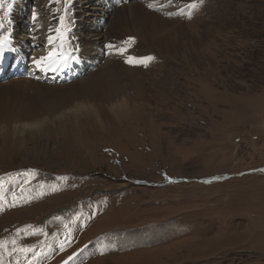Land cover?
<instances>
[{"label":"rangeland","instance_id":"1","mask_svg":"<svg viewBox=\"0 0 264 264\" xmlns=\"http://www.w3.org/2000/svg\"><path fill=\"white\" fill-rule=\"evenodd\" d=\"M118 2L0 9L11 40L0 55V195L10 202L27 179L31 197L0 211V241L30 250L0 253L3 264H264V0H132L182 25L181 38L148 48L130 16L111 25L108 13L130 4ZM61 16L65 39L49 45ZM129 37V55L154 60L118 68L111 118L52 110L66 83L107 72L117 55L106 45ZM61 48L75 60L49 84L32 60Z\"/></svg>","mask_w":264,"mask_h":264},{"label":"bare ground","instance_id":"2","mask_svg":"<svg viewBox=\"0 0 264 264\" xmlns=\"http://www.w3.org/2000/svg\"><path fill=\"white\" fill-rule=\"evenodd\" d=\"M118 1L120 0H114L115 5H117V3L120 4V2ZM129 2L130 4L128 8L126 6H122V8L116 9L117 11H114V13L111 16L108 13V18L111 21V25L114 24L117 26H118V20L124 21L125 17L127 16H130L131 21H134V23H139L140 29L135 32V34L137 35L133 33V35L139 38V42H138L139 46L144 45L145 47L148 48L149 47L148 42L154 43L156 41H157L156 43L162 44V46L168 45L171 42H173V40H178L179 38L182 37L181 34H178L179 33L178 31L180 27L182 28V25L170 24L167 20L159 18L157 15L154 14L156 11L154 5L147 4V6L144 8L143 5L134 4L132 0H129ZM158 34H164L166 36L164 35L158 36ZM48 35L52 36L53 34L49 32ZM99 39L102 38L98 36L96 40ZM160 51H162L163 53H168V54L170 53L169 50L164 51L163 49H160ZM124 59L125 57H121L119 59L117 55L116 62H109L105 64V66L108 68L107 72L93 79L87 80L85 83H83L84 82L83 80L80 81L78 80V82L75 83H72V81L69 82V84L66 83L65 86L61 85L63 86L62 88L65 89L67 92H65L62 95L61 99H63V101L60 103V105L52 110L53 111L62 110L67 107H70L71 105H73V107L76 106H81L82 108L89 107L93 112L97 113V115L101 114V115H105L104 117L111 118V116L106 111V106L109 105L114 99H118V90L116 88L118 84V68L124 67L125 64ZM33 68L35 67L33 66ZM35 69L31 71L30 77L35 76L36 78L35 81H37L40 78L38 77ZM48 71H50L49 72L50 74H53V78L49 79L50 81L49 84L52 82L51 80L56 81V83L63 81V78L59 76L60 71H51V70ZM42 72L43 74L48 73L46 71H42ZM109 76L111 77V80L108 83L103 84L102 81H106V78H108ZM161 90L163 89L161 88ZM118 110L120 111V109L119 108L116 109V113L118 115V119L116 121H121V115H120L121 112L118 114ZM37 111H38L37 109H34V112ZM34 115L38 116V114H30L29 117H33Z\"/></svg>","mask_w":264,"mask_h":264},{"label":"snow or ice","instance_id":"3","mask_svg":"<svg viewBox=\"0 0 264 264\" xmlns=\"http://www.w3.org/2000/svg\"><path fill=\"white\" fill-rule=\"evenodd\" d=\"M59 2V0H57ZM14 0H0V9H4L5 7L7 10H11L13 6ZM65 3H67V0H65ZM199 3H203V0H199ZM197 7L196 2H193L189 5L190 9H195ZM5 16H7V11L5 12ZM188 18H191V11L189 12ZM32 19L35 20L36 16L33 14ZM64 17L61 16L59 18V25L54 29L55 31V37L49 36L48 42L49 45L53 43L55 39H59L60 41H63L65 39V32L63 30L64 26ZM4 24L0 23V28H3ZM135 43L134 37H129L127 40L121 42V46L117 47L115 45L109 44L106 45L108 49H111L112 51L109 52V55H118L125 57L124 62L132 67H145L147 68L149 64L154 60V57L151 55L144 56V57H136L129 55V46ZM11 40L9 35H3L0 36V55L8 52L11 50L10 48ZM75 60V56L71 55L70 53L64 51L62 48L60 50H52L49 51L47 55L40 56L38 58H33L32 64L38 71H57L62 69L63 67H66L69 60ZM34 170L30 171L26 175H34ZM168 179L167 177H165ZM61 180H67V177L60 178ZM29 181L25 179L23 183L21 184L19 188V193L17 191H13L11 193V201L9 202L5 197L0 195V211L4 210V206L7 204L9 207H16L17 202L20 200H24L27 202H31V197L29 194L26 193L24 185H27ZM169 183H173L169 179ZM2 187V185H0ZM41 189L44 188V185H40ZM57 189L56 187L52 188V191L55 192ZM39 195H43V192L39 193ZM31 227V226H28ZM67 227V226H66ZM24 229H18V232H22ZM33 234H36L33 232ZM70 233L65 235L64 241L59 242V250L64 251L66 248L67 243H71V240L69 239ZM8 241H0V253L12 255L13 253L19 252V253H27L30 251L27 248L24 247H18L17 241L13 239L11 241V244L13 245L11 251L8 250L7 245ZM74 259V256H69L66 260L63 261V264H70V261ZM0 264H3V257L0 255Z\"/></svg>","mask_w":264,"mask_h":264}]
</instances>
